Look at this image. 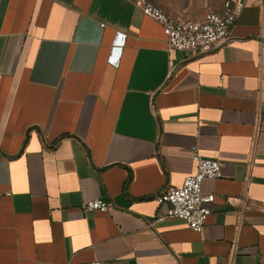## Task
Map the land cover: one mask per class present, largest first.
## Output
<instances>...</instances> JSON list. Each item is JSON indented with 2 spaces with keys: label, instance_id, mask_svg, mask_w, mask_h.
Segmentation results:
<instances>
[{
  "label": "crops",
  "instance_id": "crops-1",
  "mask_svg": "<svg viewBox=\"0 0 264 264\" xmlns=\"http://www.w3.org/2000/svg\"><path fill=\"white\" fill-rule=\"evenodd\" d=\"M137 1L0 0V264H264V0L173 56ZM149 1L199 21L228 0ZM194 145L224 165L212 214L154 224Z\"/></svg>",
  "mask_w": 264,
  "mask_h": 264
},
{
  "label": "built area",
  "instance_id": "built-area-1",
  "mask_svg": "<svg viewBox=\"0 0 264 264\" xmlns=\"http://www.w3.org/2000/svg\"><path fill=\"white\" fill-rule=\"evenodd\" d=\"M137 6L145 16L162 26L167 37L168 53L173 56L178 52L208 54L216 46L228 42L232 37L233 28L246 8V2L228 0L222 12H209L199 21L168 15L149 0H138ZM124 44L125 36L119 35L115 50L119 52ZM170 65L174 68L172 58ZM192 156L196 164L195 173L188 176L181 187L171 188L158 196V204L167 205L168 209L165 213L156 216L154 224L178 219L184 221L193 231L202 232L208 217L213 212L212 207L216 199L214 194H204L202 185L205 180L221 179L224 165L222 162L204 158L197 145L192 147ZM115 209L114 203L100 199L85 202L81 207L83 212L111 213Z\"/></svg>",
  "mask_w": 264,
  "mask_h": 264
}]
</instances>
